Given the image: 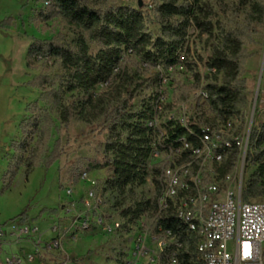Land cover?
<instances>
[{
	"label": "trees",
	"instance_id": "obj_1",
	"mask_svg": "<svg viewBox=\"0 0 264 264\" xmlns=\"http://www.w3.org/2000/svg\"><path fill=\"white\" fill-rule=\"evenodd\" d=\"M40 1L44 6L38 14L39 21L61 19L77 32V38L73 46L58 36L35 41L29 48V68H33V64L53 62L61 73L54 77L41 74L29 82L28 85L40 90L41 95L26 109L28 117L19 125L20 139L11 142L13 153L2 177L0 195L11 189L21 168L26 177L36 168H52L63 155L61 140L53 141L56 122L67 128L76 109L92 103L99 86H114L119 91V98L110 112H105L109 137L102 167L113 171L107 189L123 193L129 188L146 186L150 178L154 196L135 202L122 211V216L129 224L145 218L154 224L155 230L162 227L164 231H171L175 240L184 245L179 264H201L196 251L197 238L187 232L172 212L158 216L161 167L150 165L155 150H162V146L178 148L176 139L187 135L186 131L177 116L164 125L169 138L159 141V132L150 129L148 122L157 114L162 75L155 76L154 93L145 96L139 109L133 111V102L143 92L144 82L135 84L122 63L125 54L129 53L146 66H163L166 70L182 66L194 73L193 86L174 96V102H163L162 119L166 111L187 102L190 91L201 89L208 99L201 105L198 101L196 107L190 109L192 112L188 111V126L194 133L199 134L203 126H216L218 122L232 118L240 119L244 124L243 110L248 105V87L242 78L249 58L246 44L256 35L257 28L264 26V0H236L232 9L237 14L246 11V15L243 23L234 24L228 22L226 16L218 18L210 0H158L152 15L131 6L92 5L90 0ZM190 30L206 37L205 45L210 51L206 60L196 56L189 46ZM85 36L99 48L96 54L89 52ZM199 63L208 71L205 77L198 72ZM130 86H133L132 90ZM75 92L84 94L81 102L70 101ZM69 94L72 95L67 97ZM187 136L195 146L198 145L190 135ZM190 155V152L184 153L182 160ZM240 157L237 149L225 154L219 168L221 177L236 167ZM249 167L255 171L245 183L243 201L264 198V123L253 124L246 159V168ZM26 216V211L20 214L23 221ZM2 252L0 240V259ZM171 253L172 248L161 253L158 264H169Z\"/></svg>",
	"mask_w": 264,
	"mask_h": 264
},
{
	"label": "rangeland",
	"instance_id": "obj_2",
	"mask_svg": "<svg viewBox=\"0 0 264 264\" xmlns=\"http://www.w3.org/2000/svg\"><path fill=\"white\" fill-rule=\"evenodd\" d=\"M157 1L90 0L92 5L131 6L150 15ZM210 4L218 18L226 16L233 24L244 22L246 11L237 14L232 9L236 0H210ZM43 6L40 0H0V191L13 153L11 142L20 139L19 125L28 117L26 109L41 95L29 82L41 74L54 77L61 73L53 62L29 68V48L35 41L58 36L73 46L77 38V32L61 19L40 22L38 14ZM189 35L194 54L206 60L210 55L206 37L194 30ZM85 40L89 52L96 54L99 48L87 36ZM246 52L249 58L242 78L248 87V105L243 110V126L248 129L261 70L254 125L264 123V26L258 27L256 35L247 42ZM122 68L135 84L144 82L143 92L133 102V111L139 109L145 96L154 93L152 87L158 74L162 75L160 91L165 103L174 102V96L194 84V73L185 67H150L129 53L124 56ZM197 69L201 77L208 73L202 63ZM129 88L132 90L133 86ZM200 91H190L189 100L178 103L175 110L183 106L193 110L198 101L201 105ZM83 98L84 94L75 92L70 101L78 103ZM118 98L119 91L114 86H99L92 103L78 107L67 128L56 122L53 141L59 138L62 142L61 159L50 169L36 168L28 177L21 168L11 189L0 195V226L5 230L0 260L14 257V264H151L154 258L153 264H158L160 247L154 224L145 218L129 224L121 214L135 202L154 196L151 179L146 186L129 188L123 193L107 189L113 171L102 167L109 137L105 112H110ZM53 117L56 120V115ZM240 162L237 167L241 171ZM254 171L255 168L245 166L243 188ZM24 211L27 216L23 221L20 214ZM26 228L28 233H22Z\"/></svg>",
	"mask_w": 264,
	"mask_h": 264
},
{
	"label": "built area",
	"instance_id": "obj_3",
	"mask_svg": "<svg viewBox=\"0 0 264 264\" xmlns=\"http://www.w3.org/2000/svg\"><path fill=\"white\" fill-rule=\"evenodd\" d=\"M199 97L203 102L208 99L202 90ZM164 101L165 97L161 95L157 114L148 122V127L159 132V141L167 140L168 130L164 125L179 116L186 134L198 145L183 135L176 139L178 148L162 146V150L153 152L150 165L161 167L158 216L172 212L187 232L197 238L196 251L201 264H264V198L243 201L242 167L240 171L236 165L224 177L219 172L225 154L235 149L241 153L239 162L242 166L248 129L243 127L240 119L232 118L218 122L216 126H203L197 134L188 126L187 106L178 111H166L162 119ZM186 152L191 153L190 158L182 160ZM28 231L26 228L21 232ZM155 232L159 253L172 248L169 264H179L183 243L176 241L173 233L162 227ZM4 237L5 230L0 227L2 243ZM151 259L153 264L155 260ZM15 261L14 257H6L0 264H14Z\"/></svg>",
	"mask_w": 264,
	"mask_h": 264
},
{
	"label": "water",
	"instance_id": "obj_4",
	"mask_svg": "<svg viewBox=\"0 0 264 264\" xmlns=\"http://www.w3.org/2000/svg\"><path fill=\"white\" fill-rule=\"evenodd\" d=\"M141 6H142V4H141V2H139V7H141ZM262 65L264 66V58H263ZM262 76H263V71L261 70L260 75H259V79H258L257 91H256L255 99H254V102H253L251 117H250L249 125H248V140H247V144H246V147H245V150H244V153H243V160H242V166H241L242 167L241 187H243V172H244V167H245V160H246L247 151H248L249 139H250L251 131H252L253 124H254L255 111H256V107H257V101H258V96H259V88H260V85H261Z\"/></svg>",
	"mask_w": 264,
	"mask_h": 264
}]
</instances>
